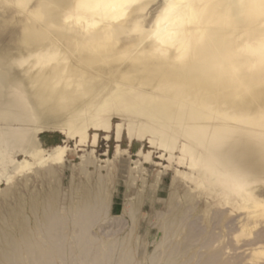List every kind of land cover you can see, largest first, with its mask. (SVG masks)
<instances>
[{"label":"rangeland","instance_id":"obj_1","mask_svg":"<svg viewBox=\"0 0 264 264\" xmlns=\"http://www.w3.org/2000/svg\"><path fill=\"white\" fill-rule=\"evenodd\" d=\"M187 9L182 27L197 15L193 4ZM19 26L0 28V264H264V116L198 104L204 92L177 99L164 91L165 102H150L155 111L141 117L102 106L109 128H89L79 140L74 116L52 128L49 101L37 94L38 86L71 87L78 79L60 75L39 85L33 58L19 57ZM131 36L138 32L112 38ZM164 38L160 49L192 52L190 34ZM241 72L253 78L239 84L264 89L263 66ZM167 100L187 118L167 122L165 132L159 119ZM197 119L209 141L180 129ZM55 146L62 150L49 158Z\"/></svg>","mask_w":264,"mask_h":264},{"label":"bare ground","instance_id":"obj_2","mask_svg":"<svg viewBox=\"0 0 264 264\" xmlns=\"http://www.w3.org/2000/svg\"><path fill=\"white\" fill-rule=\"evenodd\" d=\"M154 3L156 0H34L27 14L22 19L16 18L14 23L20 25L17 42L25 51L19 57L33 58L32 66L38 69L31 77H37L39 85L57 80L60 75H65V79H78L71 87L38 86L40 99L49 101V116L54 120L52 128L67 123L65 115L71 114L72 119L66 117L74 126L71 134L76 133L82 140L89 128H109L102 106L105 109L115 107L113 111L120 117L129 112L141 117L155 111L150 102H165L164 91L177 99L200 96L204 92L206 95L197 101L198 104L209 103L216 109L255 118L264 116V89L239 84L245 78H253L243 76L241 68L255 64L248 55L239 57L234 53L237 49H250L256 38L264 33V21L242 15L232 6L233 0H164L149 23L146 19L148 5ZM192 4L197 15L192 26L182 27L180 24L190 15L191 10L187 8ZM205 11L211 15H202ZM8 12L7 18L3 17L5 21H11L14 16L13 11ZM130 30H136L138 36L112 38ZM187 34L194 40L190 47L192 52L187 57L181 56L176 44L173 48L160 49V37L165 36L167 40ZM221 43L224 46L219 48ZM219 54L226 59H218ZM49 60L55 63L47 69ZM111 76H115V84H109ZM223 99L228 100L223 102ZM143 101L148 105L145 102V106L137 107ZM169 102L166 105L169 106ZM171 107H164V113H160L166 114L165 119H159L164 123L160 126L165 132L172 126L167 122L175 126L178 119H183L181 112ZM202 127L197 119L196 126L191 129H180L201 142L209 141ZM165 132L160 133L166 140ZM136 134L138 138L143 136L142 132ZM61 150L60 146L53 147L48 157ZM206 153H210L209 150Z\"/></svg>","mask_w":264,"mask_h":264},{"label":"clouds","instance_id":"obj_3","mask_svg":"<svg viewBox=\"0 0 264 264\" xmlns=\"http://www.w3.org/2000/svg\"><path fill=\"white\" fill-rule=\"evenodd\" d=\"M163 2L164 0H156V3L148 5V12L152 13L149 17V23L156 15L153 9L158 12L160 10L158 6L163 5ZM33 6L34 0H0V21H3V16L6 12H14L12 20L0 23V28H3L4 23H14L16 18L22 19ZM232 6L246 17L264 21V0H233ZM145 27H147V24ZM246 55L257 67L264 66V33L259 35L251 44L250 50Z\"/></svg>","mask_w":264,"mask_h":264}]
</instances>
